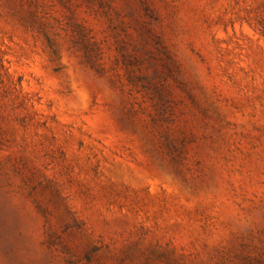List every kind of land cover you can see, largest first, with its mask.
I'll return each mask as SVG.
<instances>
[{
  "label": "rangeland",
  "instance_id": "374dc122",
  "mask_svg": "<svg viewBox=\"0 0 264 264\" xmlns=\"http://www.w3.org/2000/svg\"><path fill=\"white\" fill-rule=\"evenodd\" d=\"M0 264H264V0H0Z\"/></svg>",
  "mask_w": 264,
  "mask_h": 264
}]
</instances>
